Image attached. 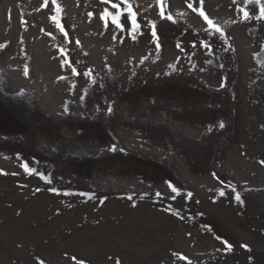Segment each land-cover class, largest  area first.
I'll return each instance as SVG.
<instances>
[{
  "label": "rangeland",
  "instance_id": "obj_1",
  "mask_svg": "<svg viewBox=\"0 0 264 264\" xmlns=\"http://www.w3.org/2000/svg\"><path fill=\"white\" fill-rule=\"evenodd\" d=\"M129 2L0 0V264H264L259 5Z\"/></svg>",
  "mask_w": 264,
  "mask_h": 264
},
{
  "label": "snow or ice",
  "instance_id": "obj_2",
  "mask_svg": "<svg viewBox=\"0 0 264 264\" xmlns=\"http://www.w3.org/2000/svg\"><path fill=\"white\" fill-rule=\"evenodd\" d=\"M106 3L111 5L112 9H116L117 12L113 13L111 11H109V9H105L104 13H103V18L105 19V24L107 25L108 23V18H111V22L113 24H115L118 28H120L122 31L125 29V24H127L129 22L128 19H125V23L122 24L120 22L121 17H124L125 12L127 13V17L130 18V24H131V31L132 32H136L139 28H140V24L138 23L136 17H137V13L135 11H133L132 9V5L129 2V0H117V2H113V0H105ZM157 2L160 4L161 6V16L164 17L165 16V11L163 8V4H164V0H157ZM249 3L254 2L255 4L259 5V15L256 16V19H264V2H262V0H248ZM51 3L56 5V11L57 13H61L62 12V8L58 3V0H51ZM203 3L204 0H199V7L196 8L193 6V3H188V7L191 8L194 12H198V14L203 17V19L207 22V24L214 29L216 32H222V29L219 27V25L215 24V22L209 18V16L205 13V11L203 10ZM49 5V0H44V6L47 7ZM121 5H126V7H121ZM243 11V17L244 19H248L251 16V13L249 12L248 9H242ZM167 19L172 20L173 17L171 15L166 16ZM53 21L56 23L57 27L60 29L61 32L64 33V35H67V32L65 31L63 25L60 23V20L58 19L57 16H53L52 17ZM152 36L156 37V31H155V24L152 25ZM206 47H210L209 45H205ZM157 47H159V44H157ZM65 63L71 68V71L73 74L75 75H79L80 73L77 71V69L72 66L71 61H65ZM83 75L87 76V77H91L92 78V82L95 83V77L92 73V70H89L87 72H84ZM109 111H111V109H109ZM221 128L224 127L223 123L221 122L219 125ZM113 151H115V147L113 146L112 148ZM23 167L25 168L26 171L29 172V174H32L33 172H35L34 169H32L29 164L27 162L24 163ZM47 180V182H51L50 180H48L47 177H43ZM215 175V174H214ZM172 187V191L174 192H178L179 190L175 187V186H171ZM37 191H39V189H37ZM53 191H55V189H53ZM237 201L243 203V201L241 200V197L239 196V194H237L236 196ZM219 239V237H217ZM225 244H227V241L224 242ZM228 248H231V245H227ZM247 247V246H245ZM250 250V249H249ZM75 259V258H73ZM79 264H84L83 261H80Z\"/></svg>",
  "mask_w": 264,
  "mask_h": 264
}]
</instances>
